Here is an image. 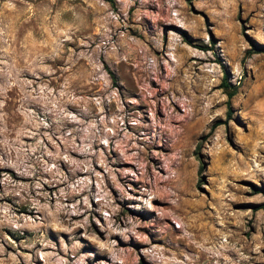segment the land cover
<instances>
[{
  "label": "rangeland",
  "instance_id": "obj_1",
  "mask_svg": "<svg viewBox=\"0 0 264 264\" xmlns=\"http://www.w3.org/2000/svg\"><path fill=\"white\" fill-rule=\"evenodd\" d=\"M252 46L264 0H0V264H264Z\"/></svg>",
  "mask_w": 264,
  "mask_h": 264
},
{
  "label": "trees",
  "instance_id": "obj_2",
  "mask_svg": "<svg viewBox=\"0 0 264 264\" xmlns=\"http://www.w3.org/2000/svg\"><path fill=\"white\" fill-rule=\"evenodd\" d=\"M255 53H264V49L262 48H256L255 46H252L250 51L247 52V54H255ZM111 78L114 79L113 75L111 74ZM239 85H230L228 82L224 81L222 83V87L225 89V94L227 96V103L229 104L230 100L236 95L238 91ZM231 114L230 108L227 111V117H229ZM221 123H215L212 126V129L216 128Z\"/></svg>",
  "mask_w": 264,
  "mask_h": 264
}]
</instances>
